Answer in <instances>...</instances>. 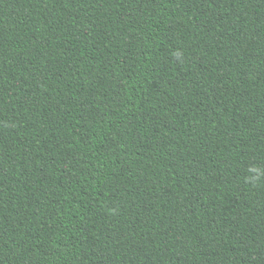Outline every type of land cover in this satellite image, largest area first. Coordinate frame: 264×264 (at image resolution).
<instances>
[{
	"label": "trees",
	"instance_id": "trees-1",
	"mask_svg": "<svg viewBox=\"0 0 264 264\" xmlns=\"http://www.w3.org/2000/svg\"><path fill=\"white\" fill-rule=\"evenodd\" d=\"M264 0H0V264H264Z\"/></svg>",
	"mask_w": 264,
	"mask_h": 264
},
{
	"label": "clouds",
	"instance_id": "clouds-1",
	"mask_svg": "<svg viewBox=\"0 0 264 264\" xmlns=\"http://www.w3.org/2000/svg\"><path fill=\"white\" fill-rule=\"evenodd\" d=\"M262 178H264V169L255 165H252L247 169V174L244 177L245 181L253 186L259 183Z\"/></svg>",
	"mask_w": 264,
	"mask_h": 264
}]
</instances>
